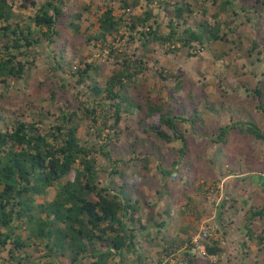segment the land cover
Segmentation results:
<instances>
[{
  "label": "trees",
  "instance_id": "16d2710c",
  "mask_svg": "<svg viewBox=\"0 0 264 264\" xmlns=\"http://www.w3.org/2000/svg\"><path fill=\"white\" fill-rule=\"evenodd\" d=\"M140 1L124 4L132 9L139 7ZM31 6L34 10L26 18L17 15L6 0H0V251L8 250L10 264H112L117 259V264H148V254L157 246H163L167 255L178 252L185 242L180 235L163 244L167 241L162 231L167 223L165 216L172 214L174 206L169 184L159 191L160 200H167V210L159 213L157 204H149L143 192L136 190L133 178L143 180L142 170L151 171L152 164L165 177L176 176L180 160L187 156V133L198 134L196 127L204 122L201 115L216 114L219 109L209 102L200 111L198 106L181 101L174 104L154 100L141 80V75L150 70L145 56L135 60L122 57L119 67L101 83L97 80L101 77L97 64L88 63L79 54L80 48L69 41L80 32L82 11L88 8L71 13L66 0L32 1ZM237 7L235 0H177L165 36L160 34L159 26L154 29L150 25L149 11L133 16L128 24L109 9L99 17L97 37L88 40L107 43L108 37H115L121 28L129 26L145 46L150 42L169 44L172 53L194 56L191 49L229 43L231 30L227 25L231 24L225 23L223 33L220 18L224 13L236 14ZM182 23L185 27L180 30ZM64 28L71 31L66 39ZM43 43L55 46V60L59 58L53 67L55 73L72 74L77 86L90 82L92 102H80L73 110L60 107L54 115L30 114L19 106L18 99L35 97L31 72L37 58L36 46ZM253 45L259 46L256 42ZM254 53L249 51L250 57ZM50 80L55 81L50 86L51 100L59 94L66 98L69 85L55 75ZM177 89H182L181 81ZM250 93L262 98L264 88L257 86ZM259 109L264 115V104ZM126 118L135 120L143 135L158 140L159 146L180 143V148L171 149L177 157L169 165L171 171L162 167L165 153H157L159 146L147 145L142 139L128 150L129 155H138L134 163L116 153V142L125 140L120 125ZM47 124L52 126L44 129ZM233 129H242L264 141V131L243 121L221 128L216 141L227 144ZM82 130H87L86 139L79 136ZM131 166L136 169L132 174ZM103 175H109L108 183L102 180ZM258 179L264 181V176ZM55 187L52 201H38ZM146 206L149 213L145 222ZM262 216L264 208L252 213L250 222ZM150 228L161 234V241L152 237ZM188 231L182 232L187 235ZM256 240L263 244V237ZM206 249L209 256L223 252L217 242H206Z\"/></svg>",
  "mask_w": 264,
  "mask_h": 264
},
{
  "label": "rangeland",
  "instance_id": "374dc122",
  "mask_svg": "<svg viewBox=\"0 0 264 264\" xmlns=\"http://www.w3.org/2000/svg\"><path fill=\"white\" fill-rule=\"evenodd\" d=\"M6 1L17 15L28 18L34 10L31 2L38 0ZM176 1L141 0L139 7L127 9L124 3L132 5L133 0H66L71 13L79 8H88L82 11L81 30L75 39L69 40L70 45L75 43L80 48L79 54L88 63L97 64L101 74L97 80L101 83H105L113 70L119 67L117 65L122 57L135 60L145 56L150 70L141 75V80L154 100L174 104L181 101L198 106L200 111L204 110L203 104L209 102L219 109L216 114L206 112L201 115L204 122L196 127L198 134L187 133V156L184 162L180 160L176 176L165 177L152 164L151 171L142 170L143 180L133 178L136 190L143 192V199L149 204H157L156 210L159 213L167 210V200H160V194L165 184H169L174 206L172 214L165 216L167 223L162 231L167 241L162 242H172L177 235L185 240L180 250L171 255H167L163 246L155 247L148 254V264H193L194 261L196 264H264V216L250 222L251 214L264 208V181L258 179L264 176V141L242 129H233L227 144L216 141L221 128L241 121L254 123L264 131V115L259 109L264 104V95L255 98L250 93L257 86L264 88V0H235V5H238L236 14L224 13L220 18L224 25L223 33L226 25L231 24L227 25L231 30L229 43L207 44L204 50L191 49L190 53L194 56L187 52L172 53L169 44L150 42L145 46L140 35L130 31L129 26L120 29L119 34L115 35L116 40H113L115 37H108L107 43L93 40L100 32L99 17L109 9L128 24L133 16L149 11L152 13L150 25L154 29L159 26L160 34L165 36L170 31V19ZM184 27L182 23L180 30ZM69 33L71 31L64 28L63 39ZM90 37L93 38L91 41L88 40ZM253 42L259 46L254 48ZM54 50L55 46L51 47L48 43L36 46L37 58L31 72L35 97L33 94L32 97L18 99L21 101L19 106L24 107L27 113L54 115L60 107L73 110L80 102L88 99L93 101L88 86L90 82L77 86L72 74L53 71L59 61V58L55 60ZM252 50L255 53L250 57L249 51ZM52 75L69 85L66 98L59 94L51 100L50 86L55 82L50 80ZM178 81L182 82V89H177ZM71 83L73 86H70ZM9 108L18 110L15 107ZM30 116L28 120H31ZM126 117L130 116L127 114ZM51 126L47 124L44 129ZM120 126L124 130L125 140L116 142L114 150L118 154L122 153L121 157L126 161L133 160L134 163L138 156L128 153L133 142L141 143L142 139L147 145L152 143L158 147L161 144L155 138H146L135 120L126 118ZM86 134L87 130L79 132V136L84 139ZM162 146L157 148V153H165L162 156L165 161L162 167L171 171L169 165L177 158L171 149L180 148V143ZM135 170L131 166L129 173ZM102 180L108 183L109 175H103ZM56 191V187L49 189L47 197H40L38 201H52ZM143 213L146 222L149 213L147 206ZM186 229L189 233L184 235L182 231ZM205 231L210 234L207 240L210 244L219 243L223 249L221 254L209 256L207 253L202 256L198 253L193 238ZM150 232L153 238L159 237L161 241V234L158 235L156 229L150 228ZM22 235L26 237L25 233ZM257 237H263V244H259ZM9 259L8 250L0 251L3 264H10ZM62 263L67 264L66 261ZM117 263L118 259L112 262Z\"/></svg>",
  "mask_w": 264,
  "mask_h": 264
},
{
  "label": "built area",
  "instance_id": "2783aa9c",
  "mask_svg": "<svg viewBox=\"0 0 264 264\" xmlns=\"http://www.w3.org/2000/svg\"><path fill=\"white\" fill-rule=\"evenodd\" d=\"M210 234L208 232H202L201 235L193 238V243L196 246L198 253H200L202 256L207 255V249L206 244H201V242H205L209 240ZM209 242V241H207Z\"/></svg>",
  "mask_w": 264,
  "mask_h": 264
}]
</instances>
